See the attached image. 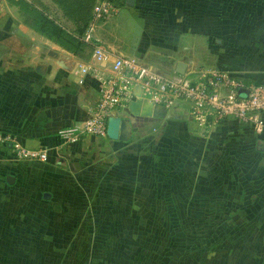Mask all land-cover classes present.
<instances>
[{"label":"crops","instance_id":"obj_1","mask_svg":"<svg viewBox=\"0 0 264 264\" xmlns=\"http://www.w3.org/2000/svg\"><path fill=\"white\" fill-rule=\"evenodd\" d=\"M95 2L0 0V133L46 151L45 160L16 158L10 142L0 141V263L64 264L70 258L71 264H122L120 250L96 256L84 235L70 241L69 257L51 250L27 255L21 248L26 215H48L56 236L62 235L75 229L76 217L86 211L79 201L84 198H96L97 208L88 207L85 215L94 221L86 217L80 229L99 224L105 243L112 241L111 230L123 228L124 214L137 215L140 192L165 200L166 214L193 215L200 220L193 228L201 234L203 226L264 231V128L254 132L232 118L203 128L184 107L135 98L111 114L103 136L87 134L69 143L59 134L82 121L97 97V79L81 68L94 64L106 72L117 56L136 57L161 73L174 72L181 60L184 71L215 68L245 81H264V0L232 2L240 6V15L221 19L196 14L202 0H123L93 33L106 53L102 64L92 59L93 46L79 38ZM233 16L236 27L228 23ZM261 117L264 122V113ZM78 165L91 169L88 175L97 173L96 196L87 190L80 198L82 192L73 188ZM6 174L14 176L11 183ZM158 176L161 190L155 191ZM30 201L39 207H29ZM57 201L58 207L46 205ZM141 207L158 206L143 202ZM97 215L103 223L95 222ZM57 241L52 246L68 242Z\"/></svg>","mask_w":264,"mask_h":264},{"label":"rangeland","instance_id":"obj_2","mask_svg":"<svg viewBox=\"0 0 264 264\" xmlns=\"http://www.w3.org/2000/svg\"><path fill=\"white\" fill-rule=\"evenodd\" d=\"M213 1L202 0L201 6H196L195 13L200 14L204 18L211 16L214 18L217 14V8L211 7L212 5L215 6V2ZM185 2H188V0H185ZM234 11L235 13L236 11L238 12V16L241 13V10H237V8H234ZM235 18L238 19L236 16ZM236 22L237 20L234 23H228L236 27ZM219 28L218 30L220 31L225 29L224 22L222 25L220 24ZM10 137L13 140L10 141V145L13 147V142L18 141L14 140L12 135ZM12 153L17 158L14 152ZM155 153L157 156H161L162 154L161 150H157ZM74 170L72 174L75 173L79 177L75 178V187L73 188L78 192H82V195H79V197H86L87 195L84 192L87 190L92 191V197L96 196L97 189L95 186L99 182L97 173L93 174L90 172L88 175L86 170L91 169L87 166L78 165ZM71 177L74 178L73 176ZM86 183L89 184L86 185ZM63 184L65 188L66 182L63 181ZM153 185L155 191L161 190L159 176ZM148 193H138L137 215L124 214L122 216L121 223H124L123 228L119 232L111 230V242L105 243L108 238L105 232L101 230L99 224H95V228H90L88 231L80 229L82 225H85L86 217L90 218L89 222L94 221V216H89L90 214L85 215L86 211L89 210L88 207L97 208L96 198H93V200L92 198H84L79 201L85 206L86 211L76 217L75 229L62 231V235L58 234L56 236V233L59 232H55L52 228L55 224H53L54 221L51 222L52 225L49 223L51 220L48 219V215H26L25 243L21 242L25 246H21V248L24 249L27 255L34 254L36 253L35 251L41 253V250L42 252L50 253L51 250L53 254L58 255L59 251H62L60 254L69 257L71 255L69 253L71 251L69 249L70 241L75 238L82 240V236L84 235V242L89 244L93 249V254L96 256L113 255L114 251L117 253L120 250L122 264H264V231L256 229L239 233L230 231L229 229L210 231L208 227L203 226L204 230H202L203 234H201L200 230H194L193 228L194 222L197 221L193 215L187 214L183 218V215L179 216L172 212L166 214V211H163L161 208L162 203L163 205H167L165 200L149 199L145 196ZM27 199H30V197H27ZM59 202L47 203L46 205L58 207L60 206ZM143 202L149 204V206L153 204V206L158 207L153 210L149 207L146 209L145 207H141V203ZM46 205L40 206L46 209ZM29 207L35 208L39 206L35 201H30ZM33 217L37 218V220ZM39 217L42 219H39ZM102 217L101 215L95 216V222L103 223ZM201 221L205 222V219H201ZM197 222H200V220ZM89 226L93 225L90 224ZM113 232L115 235H113ZM114 236H116V239H113ZM58 239L67 240L68 242H66L69 245L66 244L67 246L65 245L62 248L61 246H64L62 243H60V246H52L58 242ZM35 243H46V247H40V244L35 246ZM82 253H86V251H81ZM129 257H133V259ZM64 264H71V259L66 258Z\"/></svg>","mask_w":264,"mask_h":264},{"label":"built area","instance_id":"obj_3","mask_svg":"<svg viewBox=\"0 0 264 264\" xmlns=\"http://www.w3.org/2000/svg\"><path fill=\"white\" fill-rule=\"evenodd\" d=\"M123 0H96L90 18L79 38L93 46V57L100 64L106 53L95 44L93 33L97 25L115 14ZM98 81L97 97L80 122L59 131L66 142L83 135L103 136L107 118L132 99L141 98L165 108L184 107L188 117L203 128L227 118L250 124L254 132L264 128V81H245L226 70L197 68L183 73H161L133 56H117L102 71L94 64L86 65ZM223 88L225 93L220 94ZM0 140L13 141L9 134L0 133ZM18 158L35 156L46 159L45 149L25 147L13 142Z\"/></svg>","mask_w":264,"mask_h":264},{"label":"trees","instance_id":"obj_4","mask_svg":"<svg viewBox=\"0 0 264 264\" xmlns=\"http://www.w3.org/2000/svg\"><path fill=\"white\" fill-rule=\"evenodd\" d=\"M237 1L238 0H233V1H231V0H214L213 2H215L214 3L215 6L212 5L211 7L217 8L216 9L217 14L215 16H219L218 19H221V18H224L227 15L231 16L232 14L234 15V14L238 13L237 11L235 13L234 8H237V10H238V9H240V6H236V5L232 6L231 5L232 2H237ZM232 20H233V23H234L238 19H236L235 16H233ZM75 40L80 41L78 39H75Z\"/></svg>","mask_w":264,"mask_h":264},{"label":"water","instance_id":"obj_5","mask_svg":"<svg viewBox=\"0 0 264 264\" xmlns=\"http://www.w3.org/2000/svg\"><path fill=\"white\" fill-rule=\"evenodd\" d=\"M184 69H185V63L183 61H181V60H178L176 62V64H175L174 72L183 73ZM109 117L107 118V121H106V133H107V130H108V119H109ZM5 179H6L7 182L11 183L13 181V179H14V176L11 175V174H6ZM48 196H49V193L44 191L43 192V197L46 198Z\"/></svg>","mask_w":264,"mask_h":264}]
</instances>
